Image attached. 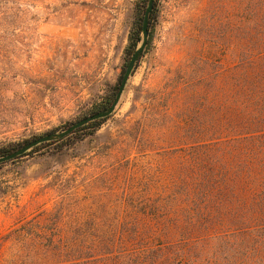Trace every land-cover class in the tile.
Returning a JSON list of instances; mask_svg holds the SVG:
<instances>
[{"label": "rangeland", "instance_id": "1", "mask_svg": "<svg viewBox=\"0 0 264 264\" xmlns=\"http://www.w3.org/2000/svg\"><path fill=\"white\" fill-rule=\"evenodd\" d=\"M138 1L0 0V147L90 115L118 81ZM255 9L161 0L153 41L97 133L0 166V264H116L117 253L92 257L99 237L178 217L165 206L186 202L195 153L235 135L205 92L234 73ZM120 243L114 252L129 250Z\"/></svg>", "mask_w": 264, "mask_h": 264}, {"label": "trees", "instance_id": "2", "mask_svg": "<svg viewBox=\"0 0 264 264\" xmlns=\"http://www.w3.org/2000/svg\"><path fill=\"white\" fill-rule=\"evenodd\" d=\"M160 2L155 0L150 16L148 45L153 41ZM148 4L149 0L137 2L118 81L94 103L90 115L114 103L127 66L142 44ZM253 18L252 36L241 43L240 61L234 73H224L217 84L218 90L210 88L205 92L210 106H215V97L218 98L217 110L221 109L226 123L223 130L234 131L235 135L206 141L201 147L203 154L195 153L203 157H194L196 170L183 194L186 202L176 201L169 208L165 206V209L175 208L178 217L134 221L127 235L117 239L99 237L95 245L100 248L92 257L99 255L103 260L117 253V257L106 260H114L116 264H264V0H256ZM246 19L244 12L239 26L243 38L248 34L247 26L243 25ZM213 109L216 108L209 107V110ZM110 117L90 122L64 138L41 143L0 166L54 144L60 151L64 147H75L85 137L95 135ZM69 127L70 124L65 125L61 130ZM32 140L1 146L0 158ZM182 211L185 216L179 215ZM167 217L164 214V218ZM120 241L124 249L129 248L128 251L114 252L113 248ZM80 259L87 261L90 258L81 256Z\"/></svg>", "mask_w": 264, "mask_h": 264}, {"label": "water", "instance_id": "3", "mask_svg": "<svg viewBox=\"0 0 264 264\" xmlns=\"http://www.w3.org/2000/svg\"><path fill=\"white\" fill-rule=\"evenodd\" d=\"M154 2L155 0H149V4L146 10V14H145V19H144V25H143V36H142V44L141 46L137 49V51L134 53V55L132 56L127 69L125 71V74L123 75V79L120 85V90L118 92V95L114 101V103L107 109L99 111L95 114H91L89 116H86L85 118H82L81 120L77 121L76 123L72 124L67 130L60 132V133H49L40 137L35 138L34 140L30 141L28 144L24 145L22 148H20L19 150L13 152L12 154H9L8 156H5L3 158H0V163H5V162H9L11 160H15L16 158L24 155L25 153H27L28 151L32 150L33 148H35L36 146H38L41 143L44 142H49L52 140H56V139H61L64 138L70 134H72L74 131H76L77 129L89 124L90 122L102 119V118H106L110 115H112L120 100L121 97L126 89L127 83L136 67L137 62L140 60V58L142 57V55L144 54L147 46H148V40H149V21H150V16L151 13L153 11L154 8Z\"/></svg>", "mask_w": 264, "mask_h": 264}]
</instances>
